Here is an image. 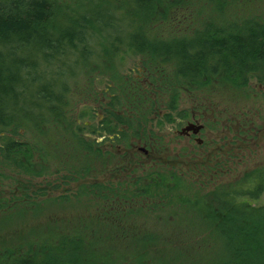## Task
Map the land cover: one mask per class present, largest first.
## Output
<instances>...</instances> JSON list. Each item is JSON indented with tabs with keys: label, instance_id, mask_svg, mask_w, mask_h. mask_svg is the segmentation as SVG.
Instances as JSON below:
<instances>
[{
	"label": "trees",
	"instance_id": "16d2710c",
	"mask_svg": "<svg viewBox=\"0 0 264 264\" xmlns=\"http://www.w3.org/2000/svg\"><path fill=\"white\" fill-rule=\"evenodd\" d=\"M190 5L197 24L171 29L178 9ZM249 5L258 9L246 11ZM159 22L166 32L158 31ZM128 53L142 59L146 82L118 76L116 66ZM217 79L236 93L258 97L255 89L264 91V0H0V180L10 177L3 168H12L14 189L22 191L17 199L34 210L72 198L97 205L82 225L49 228L40 240L0 249V264H122L125 257L112 256L103 236L91 235L93 224L116 226L166 210L168 218L217 242L212 264H264V204L252 203L264 194V166L212 192L164 169L92 179L97 165L105 169L109 160L106 141H93L92 134L117 143L129 130L138 136L140 123L160 115L165 100L163 115L172 122L184 88ZM96 110L103 118L87 125ZM42 177L45 184L35 188ZM78 181L70 194L67 185ZM62 186L65 191L47 196ZM14 200L1 197L0 210ZM158 232L133 235L143 245L129 264H166L146 257V244L167 234ZM172 236L192 239L181 229ZM191 246L176 243L171 250L186 258Z\"/></svg>",
	"mask_w": 264,
	"mask_h": 264
},
{
	"label": "rangeland",
	"instance_id": "374dc122",
	"mask_svg": "<svg viewBox=\"0 0 264 264\" xmlns=\"http://www.w3.org/2000/svg\"><path fill=\"white\" fill-rule=\"evenodd\" d=\"M62 1L69 2L70 0ZM244 9L254 12L258 8L257 5H249ZM196 11L192 5L179 8L178 16H174L175 21L171 29H180L196 23L193 15ZM155 26L160 27L158 31L162 32H166L168 28L163 22ZM124 60V63L116 66L119 77L124 79L136 77L141 78L143 82L147 81L144 79L147 74L143 71L140 56L128 53L124 55ZM151 72L156 74L155 71ZM119 77L114 78V82H119L121 80ZM255 91L259 92L258 97L236 93L230 85L217 79L203 88H184L177 103V109L173 110L175 120L172 122L167 121L163 115L168 110L166 107L168 101L165 100L161 103L160 115L156 116L153 112L149 115L148 121L140 123L138 136L132 135V130H129L131 136L117 143L106 140L104 134H92L93 141L100 143L106 141L103 148L109 150L108 166L102 169L99 163L92 179L107 181L115 177L123 178L127 177V173H130L132 169H135L136 173L150 168L164 169L177 172L188 181L201 184L205 192H212L218 185L225 187L243 180L248 172L264 166V91L260 92L258 88ZM79 109L80 107L77 110ZM178 111H183L190 116L187 117L188 119L181 118L175 115ZM89 114L90 117L84 120L87 125L97 123L103 118V113L99 110L95 113L90 111ZM161 117L164 119L163 122H160ZM192 118L204 125L198 134L200 141L195 138L196 136L183 135L180 131ZM3 172L10 177L0 180V198L11 199L14 196L15 200L10 202L9 207L0 210V249L15 246L27 240H35L38 237L40 240L49 228L55 229L68 224L80 225L83 217H90L97 208L94 201L86 198H72L68 202L60 200L47 202L40 209L34 210L36 205L24 204V199H17L22 195V191L14 189L17 179L12 173V168H3ZM36 182L35 188L45 184L46 181L44 182L42 177ZM79 183L80 181L67 185V188L71 189L70 194L77 192ZM63 191H65L63 186L54 188L48 191L47 196H57ZM252 203L254 205L264 204V194ZM169 214H171L169 210L164 213L160 212L159 215L155 211V213H149L147 218L140 215L130 217L128 222L116 226L93 224L94 227L91 228L90 233L105 238L103 243L110 247L108 251L112 256L119 259L124 256L122 264H129V261L134 259L132 252L138 251L143 241L141 243L137 242L140 239L134 241L133 235L141 234L146 228L159 231L161 234L167 232L166 236L169 237L165 238V236L159 240L157 238L152 245L146 244L149 249L146 256L148 259L156 263L164 261L166 264L169 262L172 264H212L218 255L217 242L207 241L203 238V235L207 236L205 232L194 233L192 226L183 225L182 220L176 221L168 218L166 215ZM172 225L175 228H172ZM175 229H181L183 233L191 235L192 239L174 241L172 232ZM126 231V236L130 238L123 234ZM176 243L178 245L182 243L185 246L192 244L188 248L190 250L186 252L188 254L186 258L175 257L171 247ZM181 249L185 248L181 247Z\"/></svg>",
	"mask_w": 264,
	"mask_h": 264
},
{
	"label": "water",
	"instance_id": "95a60500",
	"mask_svg": "<svg viewBox=\"0 0 264 264\" xmlns=\"http://www.w3.org/2000/svg\"><path fill=\"white\" fill-rule=\"evenodd\" d=\"M203 128V124L189 122L185 127L182 128L181 133L185 134L187 132H192L193 134H198Z\"/></svg>",
	"mask_w": 264,
	"mask_h": 264
},
{
	"label": "flooded vegetation",
	"instance_id": "af4514ba",
	"mask_svg": "<svg viewBox=\"0 0 264 264\" xmlns=\"http://www.w3.org/2000/svg\"><path fill=\"white\" fill-rule=\"evenodd\" d=\"M189 122L200 123V122H198L197 119H195V118H192L190 121H188V123H189ZM188 123H187V124H188ZM203 128H204V125H203ZM203 128H202V129H203ZM180 131H182V130H180ZM199 133H200V132H199ZM199 133H198V134H199ZM198 134H193V133L190 131V132H187V133H185V134H183V135H192V136H196L195 138L198 139V141H200V139L198 138Z\"/></svg>",
	"mask_w": 264,
	"mask_h": 264
}]
</instances>
